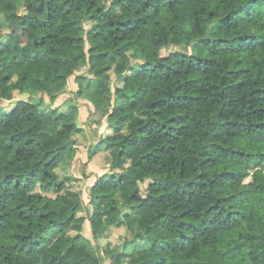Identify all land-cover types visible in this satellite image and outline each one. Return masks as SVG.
I'll return each mask as SVG.
<instances>
[{"label":"trees","instance_id":"trees-1","mask_svg":"<svg viewBox=\"0 0 264 264\" xmlns=\"http://www.w3.org/2000/svg\"><path fill=\"white\" fill-rule=\"evenodd\" d=\"M1 24L0 264H102L79 242L86 218L95 237L131 231L106 249L117 262L264 264V0H0ZM172 45L187 50L162 54ZM85 65L114 151L88 217L57 170L79 107L14 100H54Z\"/></svg>","mask_w":264,"mask_h":264},{"label":"rangeland","instance_id":"rangeland-1","mask_svg":"<svg viewBox=\"0 0 264 264\" xmlns=\"http://www.w3.org/2000/svg\"><path fill=\"white\" fill-rule=\"evenodd\" d=\"M21 2V1H20ZM21 4V3H20ZM92 25V21L86 23L87 29ZM215 26L211 27L210 32L215 31ZM9 31V28L0 25V34ZM82 33V32H80ZM24 44V43H23ZM173 50H187L184 45H172L164 48L162 54H168ZM196 52L201 55H207L206 51L197 47ZM131 64L136 65L143 62V58L139 55L137 48L128 52ZM9 71H6L8 73ZM14 77H17V72L13 70ZM85 74V77H80L81 74ZM111 85L113 90L117 85H122L121 80L114 70L110 71ZM94 71L90 69V65L83 66L80 70H77L71 77L69 82L56 93L54 100H51L50 96L45 92H32L27 89L22 94H17L14 100L21 97H30L34 101H42V105H52L53 107H59L60 110H69L71 104H76L79 108L77 114V123L81 126L82 130L74 138L76 139V145H73L74 149L71 152V158L66 163L61 165L57 170L61 176L71 175L72 179L68 182L67 186L73 190H77L82 195L81 210L78 212L80 216H87L92 211V206L89 203L88 192L90 186L96 181L97 177L106 171H110L114 160L113 148L102 145V139L109 133H112V128L108 125V114L104 113L101 109H95L93 103L90 101V95L93 88L87 86V79L94 78ZM80 87L87 88L85 92L78 93ZM115 99L113 100V102ZM6 109L10 110L13 106V102L3 101L1 103ZM100 145V146H99ZM94 154H90V151L94 150ZM251 176L246 178L249 181ZM147 186V182L141 183L143 191ZM36 190H40L37 186ZM48 195L55 196L54 192H45ZM127 211H131L127 209ZM72 235L75 234L74 230H71ZM131 236V231L127 226H110L108 229L95 237L91 230L90 221L86 218L82 229V237L79 239L80 244L84 245L90 252L100 257L102 264H128L127 260L117 262L109 256L106 249L121 251L125 241Z\"/></svg>","mask_w":264,"mask_h":264},{"label":"water","instance_id":"water-1","mask_svg":"<svg viewBox=\"0 0 264 264\" xmlns=\"http://www.w3.org/2000/svg\"><path fill=\"white\" fill-rule=\"evenodd\" d=\"M73 144V143H72Z\"/></svg>","mask_w":264,"mask_h":264}]
</instances>
